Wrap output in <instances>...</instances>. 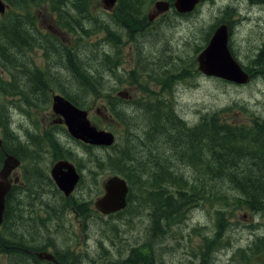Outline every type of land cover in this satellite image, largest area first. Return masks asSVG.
Segmentation results:
<instances>
[{
  "label": "trees",
  "instance_id": "16d2710c",
  "mask_svg": "<svg viewBox=\"0 0 264 264\" xmlns=\"http://www.w3.org/2000/svg\"><path fill=\"white\" fill-rule=\"evenodd\" d=\"M3 1L8 8L5 12L6 16L0 19V65L5 64L6 68L2 69H7L10 76L5 80L0 74V104H4L2 98L12 96L15 101L22 99L30 105L47 104L51 101L48 87L54 83L59 92L73 104L86 108L98 95L99 88H96V85L104 78L105 72H101L100 67H106L112 74L115 69L120 70L119 51L124 45L122 28L127 29L132 38L138 31H145L142 21L146 16L142 15L144 6L140 4L143 0H117L112 17L103 18V23L98 21L100 19L97 11L93 9L96 0ZM167 1L172 6L174 0ZM38 4H47L48 9L55 14L58 32L54 37L48 34L42 35L43 42L35 38V28L38 26L35 13L31 11V8ZM222 18L217 17L208 27L204 37L205 43L210 31L222 22ZM97 28H102L106 32L104 39L108 42L100 43L98 48L90 49V42H87L86 37L97 33ZM66 35L72 40H66ZM69 42L72 44L70 45ZM204 45H197L196 51L199 52ZM32 46L41 47L47 60L52 49L55 55L54 63L50 65L47 62L45 68L39 69L30 66L25 61L24 52ZM100 48H103L102 52ZM250 61V64L243 66L250 72L251 77L259 76L264 79V51L257 52ZM8 65L15 67L11 70ZM60 67H64L68 72L65 81L59 76ZM143 69L146 70L144 67ZM160 72L178 77L168 63L160 67ZM127 75V82L130 85H138L146 99L131 104L124 98L110 99L107 96L110 101L108 109L122 121L143 114L145 118H139V123L132 128L140 132L133 139L149 146L157 147L163 144V149L170 153L155 154L154 149L150 148L146 159L143 155L138 156L131 150L132 138L129 137L128 130L124 140L121 141V148L116 147L118 142L101 148L110 149L104 163L128 183L127 206L130 204V207H133L134 214L148 210L151 235L153 232L157 237H161L165 231V223L169 225L175 220H180L184 212L199 200L201 202L205 200L204 202L215 204L217 207L215 228L226 223L223 211L230 207L245 209L254 214L258 221L264 220V117L253 115L248 124H235L222 120L219 111H216L201 115L196 122H189L176 112L169 100L163 99L146 87V81L138 65ZM147 76L150 77L149 72ZM155 80L159 81V78ZM167 81L169 79L160 80L163 85L167 84ZM133 107L138 113L131 116L130 111ZM0 114L3 134L0 167L6 151L23 160L25 170L40 175L45 171L37 165L41 155L40 149L28 150V143L22 145V139L10 124L9 115L6 122L3 118V110H0ZM125 123L129 128L128 123ZM159 137L162 138V143H159ZM33 140L38 142L35 137ZM83 145L91 151L95 147ZM65 153L69 154L67 150ZM83 157H86V154ZM26 159L33 160L35 165L27 163ZM175 159L193 167L197 175L190 177L181 169H176ZM133 186L139 194L136 202L133 201ZM37 188L38 186L31 184L18 199H15L16 201L13 200L18 190L17 185H13L9 195L7 194L8 211L7 214H3L0 226V252L8 256V264H26L23 262L26 259L21 258L19 250L20 234L17 230L19 216L13 214L12 210L15 203L17 205L21 203L22 196L30 197L29 204H32L33 197L38 193ZM170 188L174 189L172 193L169 191ZM55 197L58 198V194L55 193ZM66 200L67 198H64L61 204L65 205ZM37 201L38 209L46 203L40 196L37 197ZM32 206L37 210L35 203ZM51 208L58 215L57 208L55 206ZM262 225L264 227V223ZM255 237L254 244L251 243L247 247L239 246L232 250L237 264H249L252 255L264 252V233ZM227 245H230L228 239ZM218 246L219 241L214 240V248ZM151 251L152 249L147 252H143L141 248L134 249L130 259L138 264L150 254L148 264H156ZM30 257L37 260L35 256L30 255ZM44 264L53 263L45 261Z\"/></svg>",
  "mask_w": 264,
  "mask_h": 264
},
{
  "label": "rangeland",
  "instance_id": "374dc122",
  "mask_svg": "<svg viewBox=\"0 0 264 264\" xmlns=\"http://www.w3.org/2000/svg\"><path fill=\"white\" fill-rule=\"evenodd\" d=\"M96 1L95 6L93 4V9L97 11V16L100 19L98 21L103 23V18L112 17L115 7L107 10L101 0ZM155 1L143 0L140 2L141 6H144L142 15L146 16L152 10ZM221 1L202 0L197 5L196 12L188 15L178 14L171 9L161 15L160 19L151 21L150 24H147L146 18H143L142 22L145 26V31H138L134 38L130 37L127 29L122 28L124 45L119 51L121 62L118 65H120V70L115 69L114 74H112L106 67H100V71L105 72L104 78L96 85V88H99L97 90L98 95L86 107L93 124L115 134L114 143L118 142L117 148H121V141L124 140L128 130L129 137L132 138L131 150L138 156L143 155L145 156L144 159H146L150 148L154 149L155 154L168 155L170 153L163 149V144L155 147L139 143L133 139L140 132L132 128L139 123V118H145L143 114L122 121L116 118L108 109L110 101H108L107 96L110 99L120 97L118 96L119 92L123 93L124 100H128L131 104L135 101L146 99L138 85H130L127 82L128 72L136 65H138L144 76L146 87L163 99L169 100L176 112L189 122H196L201 115L216 111H219L222 120L235 124H248L253 115L264 117V79L254 76L249 83L236 85L219 78L205 76L197 69L196 56L199 52L195 48L197 45L202 46L205 44L204 37L208 27L216 20L217 15L224 14V11H217L218 2ZM236 2V0H227L229 6H233ZM31 11L35 13L37 20L36 25L38 28H35V38L38 41L43 42L42 35L44 34H48L51 37L57 36L55 14L48 9L47 4L35 5L31 8ZM227 15H230L232 19L240 16H236L237 11L234 7L227 9ZM5 16V13L0 14V19ZM252 17L251 20H243L235 26L236 31L230 44V50L243 65L251 63L250 59L255 57L256 53L260 51L256 48L263 49L264 20L260 18L258 13ZM113 22L117 25L115 20ZM96 31L97 33L86 37L87 42H90V49L98 48L100 43L108 42V40L104 39L107 34L102 28H97ZM210 32L212 33V31ZM211 33L208 37H210ZM65 38L66 40H72L69 35H66ZM98 41L99 43H96ZM69 44L71 45L72 42H69ZM102 49L100 48L101 52ZM24 58L30 66L39 69L45 68L47 62L50 65L54 63L55 55L51 49L47 60L41 47L32 46L25 50ZM164 63L170 64V68L175 71L174 73L178 77L162 74L160 67ZM0 67V74L7 80L10 74L7 69H2L6 68L5 64L2 63ZM8 67L12 70L15 66L8 65ZM148 72L150 77L147 76ZM171 72L173 71L171 70ZM59 76L63 81L68 78V72L64 67H60ZM155 78H159V81H156ZM162 78L169 79L167 84L163 85L160 82ZM48 92L50 99L52 93H60L54 83L48 87ZM1 101L4 103L0 104V110L4 112L3 118L7 122V117L12 112L13 127L22 139V145L28 143V150L33 148L40 149L41 155L37 161L39 168L46 170L49 175L55 161L60 158H67L83 174V180L77 192L84 190L93 199L102 194L100 191L95 190L93 185L95 184L97 188L102 187L103 181L115 173L109 165L104 163V159L110 149L94 147L91 151L83 143L73 139L62 123L53 122L55 116L52 114L51 101L47 104L39 103L38 106L30 105L22 99L15 101L13 96L2 98ZM6 106L11 107V109L8 110ZM137 113L135 107L130 111L131 116ZM1 119L2 116L0 114ZM125 122L128 123L129 128L126 127ZM34 137L37 138L38 142L33 140ZM0 138L3 139L1 125ZM158 141L159 143L163 142L161 137H159ZM66 150L69 154L65 153ZM84 154H86V157H83ZM175 160L177 161L174 163L176 169H181L185 175L190 177L197 175L193 167L177 159ZM25 161L35 165L33 160L26 159ZM99 162L102 163L99 164ZM24 170L20 167L16 168L14 172L16 174H21V172L25 174ZM29 172L31 173L29 180L32 181L33 185L38 186L35 180L41 181L40 176L33 174L31 171ZM89 186H91V189H88ZM169 191L172 193L174 189L170 188ZM133 194V201L136 202L139 194L134 189V186ZM39 196L43 198L41 194L36 193L31 201L32 204L37 201ZM22 198L28 199L25 196H22ZM13 201L16 200L14 199ZM204 201L202 200L201 202L199 200L189 207L180 220H175L169 225L165 223V231L161 234V237H157L153 232L151 235L148 210H142L139 214H134L132 211L133 207H130L129 204L121 213L108 216L101 215L102 235L111 240H117L116 243H121L123 246L135 245V249L141 248L143 252L152 249L151 254L156 264H191L192 255H197L199 251L200 255H205L206 258L214 255V264H237L235 258H233L232 250L239 246L244 247L251 241L254 244L256 234L260 235L264 231L262 225L264 220L258 221L254 214L245 209H232L230 207L223 211L224 219L226 221L228 219L227 239L230 240V245H227L226 259L225 252H216L211 247L212 243L207 241L208 239H213L220 241L224 245L226 223L215 228L217 207H215V204H209ZM32 204H27L25 211L27 220L24 222L27 224L32 223L31 217L34 215ZM65 205L74 204L67 199ZM75 208L77 209V207ZM12 211L13 214H18V216L21 213L17 208V203L14 204ZM79 212L85 215L84 211L79 210ZM72 218L75 219L73 212ZM87 224L94 228V218L92 223L87 222ZM253 224L258 225L253 227ZM67 225L68 223H66ZM66 226L64 228L50 226L49 237L53 236L51 241L64 245L78 240L79 235L69 229L66 230ZM33 232L34 229L31 233L36 236V233ZM0 264H8V256L4 252H0ZM249 264H264V252L252 255Z\"/></svg>",
  "mask_w": 264,
  "mask_h": 264
},
{
  "label": "flooded vegetation",
  "instance_id": "af4514ba",
  "mask_svg": "<svg viewBox=\"0 0 264 264\" xmlns=\"http://www.w3.org/2000/svg\"><path fill=\"white\" fill-rule=\"evenodd\" d=\"M236 1L237 2L233 6H229V4H227V0H222L221 2H218L219 4L217 8L218 12L224 11V14L221 13L220 15H217V17H223L222 22L226 26L227 24H229L228 25L230 30L229 44H231L233 41L234 33L236 31L235 26L237 24H240L243 20H247V19L251 20L253 18L252 16L256 13H258L260 18L264 20V0H236ZM201 2L202 0H199L198 5ZM231 7L235 8V10L237 11L236 16L240 15L239 17H235L232 19L230 15H227V9ZM161 15L162 14L157 15L154 18V20L160 19ZM184 15H188V14H184ZM262 46L264 49V40L262 41ZM256 49L261 50L262 48H256ZM56 119H59L57 115H56ZM23 165H24V161L20 159V164L17 168L20 167L23 168ZM76 170L79 173V180L68 197H65L63 193L58 189L51 175L50 174L48 175V172L46 170L41 172V174L39 175L41 181H37V180L35 181L38 184L37 192L43 196V198L42 197L41 198L45 200L46 203L43 204L40 209H38V201L35 202V208L37 210L33 209L34 215L31 217L32 223L30 224L24 222L27 220V215L25 214V211L27 209V204H29L28 199H30V197H28V199H23L21 197L20 199L21 203L17 205L18 210L21 212L19 214L21 219L19 220L17 230L18 233L20 234V244H19L20 255L21 258L26 259L23 260V262L27 264V260H28V264H44L45 261H50V260L38 258L37 253L41 251H46L55 258V261H50L53 264H122V263L137 264L132 262V260L130 259L131 254L134 253V249L136 247L135 245L129 244L123 246L121 243L117 244L116 243L117 240H111L110 238L102 235V225L100 218H102L101 215L104 214L96 210V208L93 205L94 200L98 196L93 199V197L88 196L84 190L80 191L79 193L77 192L78 187L80 189L83 180V174L80 170L78 169ZM24 172L26 173L23 174L21 172V174H16L13 170L11 175L9 176L11 187L8 193H10L13 185L18 186V190L15 192L14 199H18L19 195H21L23 191L32 184V181L27 179V177H30L31 173L27 170H24ZM93 187L95 190L100 191L103 194L104 192L103 183H102V187L100 188L95 187V184L93 185ZM88 189H91V186H89ZM55 193L58 194L59 196L58 198L55 197ZM7 194L5 197V208H4V213L6 214L8 211ZM64 198L71 200L74 205L66 206L61 204V201H63ZM58 202H60V204ZM127 202H128V194H127ZM51 206H55L57 208L58 215L54 212ZM74 206L77 207V209ZM78 209L84 211L85 215L80 214ZM72 212L74 213L75 219L72 218ZM118 212L119 211L114 212L112 214ZM108 215L111 214H107V216ZM93 218H94V228H91V226L88 225L87 222L92 223ZM66 223H68L67 226ZM50 226L54 228L56 227L64 228L66 226L65 229L66 230L69 229L73 233L79 235V239L71 241L70 243L64 245L58 242L57 243L53 242L51 241L53 236L49 237ZM33 229H34L33 233H36V236L30 233L32 232ZM224 238H225L224 245L219 241V246L217 248H214L213 239L212 240L206 239V240L212 243L211 247H213V249H215L216 252H225V256L227 259V221L224 231ZM251 243L252 241L244 247H247ZM32 248H36L39 250L35 251ZM30 255L35 256L37 260L31 258ZM149 256L150 254L146 256L144 259H142L140 263L138 262V264L150 263ZM205 257H201L199 251L197 255H192L191 259L190 257L188 258L190 259L191 264H202V263L214 264L215 262L214 255L213 257L211 256L207 258Z\"/></svg>",
  "mask_w": 264,
  "mask_h": 264
},
{
  "label": "water",
  "instance_id": "95a60500",
  "mask_svg": "<svg viewBox=\"0 0 264 264\" xmlns=\"http://www.w3.org/2000/svg\"><path fill=\"white\" fill-rule=\"evenodd\" d=\"M117 0H102L103 6L111 10ZM199 0H174L172 8L179 14L193 11ZM170 2L167 0H156L152 10L148 12V21L161 13L169 11ZM7 5L0 0V13H4ZM228 26L219 24L212 32L205 47L197 54V69L205 76L220 78L238 85H244L251 80L250 72L231 54L228 46ZM122 96L123 93H118ZM51 109L59 119L54 122L63 123L71 137L83 143L94 146H111L115 141L112 131L105 130L93 124L88 116V111L73 104L60 93L51 95ZM2 140L0 138V146ZM20 164V159L11 153H5L0 167V225L3 220L5 208V197L11 183L9 176ZM50 175L56 186L68 197L79 180V173L75 165L67 159H59L52 165ZM104 192L94 200V207L102 214H111L126 207L129 186L125 178L119 174H113L103 182ZM37 257L55 261V258L41 251ZM133 264V263H122Z\"/></svg>",
  "mask_w": 264,
  "mask_h": 264
},
{
  "label": "bare ground",
  "instance_id": "6f19581e",
  "mask_svg": "<svg viewBox=\"0 0 264 264\" xmlns=\"http://www.w3.org/2000/svg\"><path fill=\"white\" fill-rule=\"evenodd\" d=\"M120 28V27H119ZM113 30V29H112ZM115 30V29H114ZM117 30V29H116ZM89 63V62H88ZM170 161V160H169ZM177 164V163H176ZM171 167V166H170ZM172 175V174H171ZM155 176V175H154ZM160 183V182H159ZM157 189V188H156ZM198 202V201H197Z\"/></svg>",
  "mask_w": 264,
  "mask_h": 264
}]
</instances>
